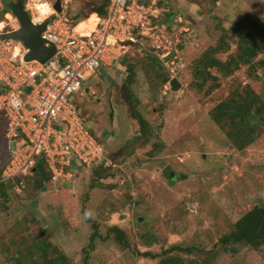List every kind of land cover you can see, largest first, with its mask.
<instances>
[{"label": "rangeland", "instance_id": "rangeland-1", "mask_svg": "<svg viewBox=\"0 0 264 264\" xmlns=\"http://www.w3.org/2000/svg\"><path fill=\"white\" fill-rule=\"evenodd\" d=\"M9 1L16 0L0 2V42L2 33L18 29L15 17L8 19L11 12L2 15ZM62 2V17L81 22L78 31L88 32L97 24L94 11L106 0ZM158 8L160 21L173 23L178 28L176 37L186 47L188 66L178 78L182 89L165 95L163 71L141 49L91 78L85 87L89 93L79 106L86 126L105 147L103 176L98 174L100 164L79 169L68 181L47 182L42 191L33 176H28L21 193L9 188L7 209L5 197L0 196V264H23L20 259L27 248L46 240L73 264H85L94 225L101 238L88 264H159L176 256L167 255L175 245L213 249L246 213L264 207V128L255 144L237 151L210 116L237 87L250 86L264 99V69L255 76L243 68L236 76L222 79L221 88L209 97L190 87L191 63L245 14L255 13L264 21V0H159ZM181 28L189 32L181 34ZM10 48L19 54L16 48L23 46L12 41ZM128 65L136 68L133 89L140 100L138 110L166 143L154 158L135 153L143 143L135 140L129 105L123 99ZM8 159L2 143L0 170ZM173 174L176 181L171 180ZM113 227L125 233V246L111 233ZM180 257L185 264L198 259ZM215 264H264V246L243 248Z\"/></svg>", "mask_w": 264, "mask_h": 264}, {"label": "built area", "instance_id": "built-area-1", "mask_svg": "<svg viewBox=\"0 0 264 264\" xmlns=\"http://www.w3.org/2000/svg\"><path fill=\"white\" fill-rule=\"evenodd\" d=\"M158 3L111 0L106 16L94 13L97 24L88 32L78 31L79 24L73 26L62 15L50 17V24L55 23L42 38L46 47H56L57 54L46 64L26 62L27 50L17 54L10 48L12 41L1 39L0 113L7 122L10 159L0 184H11L21 193L24 178L34 173L40 158L48 164L54 183L73 178L74 165L92 168L106 162L105 147L86 126L79 105L89 80L133 50H145L161 62L170 75L164 94L171 92V81L188 64L184 45L175 35L178 28L160 21ZM15 22L18 29L12 32L20 28L16 18Z\"/></svg>", "mask_w": 264, "mask_h": 264}, {"label": "trees", "instance_id": "trees-1", "mask_svg": "<svg viewBox=\"0 0 264 264\" xmlns=\"http://www.w3.org/2000/svg\"><path fill=\"white\" fill-rule=\"evenodd\" d=\"M110 1L106 0L105 4L96 9L94 13H98L103 17L106 16ZM9 13L10 10L6 4L2 15L5 16ZM80 23L74 22L71 24L74 26ZM183 48L186 49V47ZM143 52L151 59L153 66L163 71L162 77H160L161 87L165 88L170 81L169 73L154 55L147 51ZM128 55L121 59L124 60ZM246 67L249 74L255 76H258L262 68L264 69V21L257 14L251 12L240 18L232 28L224 29L218 43L208 47L191 63L192 83L190 87L197 93L209 97L215 90L221 88L222 79L234 77ZM127 70V85L122 90L124 92L123 99L129 105L130 118L136 131L135 140H141L143 143V147L137 148L135 153L143 154L147 158H154L166 149V143L159 131L154 129L138 110L140 100L133 89L137 77L136 68L134 65H128ZM210 116L214 123L226 131V136L232 146L237 151H244L256 143L260 135V129L264 128V99L250 86H246L241 90L237 87L232 90L226 99L220 101L212 109ZM6 124L4 114L0 113V146L4 143L5 148ZM98 140L100 141L99 138ZM9 159L0 170V180L2 171ZM104 164L102 163L100 173H98L100 176H103ZM81 168L84 167L74 165L70 170L77 173ZM30 176L34 177V182L41 191L45 189V183L50 181L54 183L51 170L44 158L38 160L34 173ZM29 177L24 178L25 186ZM6 186L8 190L0 193L1 197H5L3 199V208L5 209L9 204V198H7L9 188H14L11 184H6ZM99 186L102 188L104 185L100 184ZM111 233H114L116 240L125 246L126 236L123 231L113 227ZM100 238L99 228L94 225V233L85 251V264H88L90 252L95 251L97 241ZM263 246L264 207L257 206L238 220L230 232L220 238L213 249L204 251L194 247L175 245L167 251V255L176 254V256L167 257L161 260L159 264H185L180 254L193 256L194 258L198 257V259L190 260L189 264H215L220 258L226 255H236L243 248L251 247L260 250ZM26 252L27 254L22 257L23 259H20L23 264H73L66 254L47 240L31 245ZM141 254L147 258H157V255L152 253Z\"/></svg>", "mask_w": 264, "mask_h": 264}, {"label": "water", "instance_id": "water-1", "mask_svg": "<svg viewBox=\"0 0 264 264\" xmlns=\"http://www.w3.org/2000/svg\"><path fill=\"white\" fill-rule=\"evenodd\" d=\"M2 0H0L1 2ZM8 8L12 15L19 21L20 28L17 31L3 35L4 41H15L20 43L27 54L24 60L28 63L38 61L42 64L49 62L56 54L57 49L54 45L46 47L42 38L43 33L47 30L50 21L45 22L44 25L33 26L31 24L30 14L25 11V0L9 1ZM54 8L58 15L64 14V7L62 0H57ZM172 91L176 92L182 89L183 85L178 79L171 81ZM89 93V89L86 90ZM171 180L176 181L177 176L173 174ZM7 191L5 184H0V193Z\"/></svg>", "mask_w": 264, "mask_h": 264}, {"label": "clouds", "instance_id": "clouds-1", "mask_svg": "<svg viewBox=\"0 0 264 264\" xmlns=\"http://www.w3.org/2000/svg\"><path fill=\"white\" fill-rule=\"evenodd\" d=\"M52 0H25V11L30 14L31 24L33 26L44 25L49 21L50 17L56 16L57 12L54 8ZM55 21L48 25L47 32L52 28ZM2 27V25H0ZM50 67L55 68V63H50ZM86 217L90 213L85 214Z\"/></svg>", "mask_w": 264, "mask_h": 264}, {"label": "bare ground", "instance_id": "bare-ground-1", "mask_svg": "<svg viewBox=\"0 0 264 264\" xmlns=\"http://www.w3.org/2000/svg\"><path fill=\"white\" fill-rule=\"evenodd\" d=\"M9 20H11L12 19V17L10 16L9 18H8ZM17 52H22V49L21 48H17Z\"/></svg>", "mask_w": 264, "mask_h": 264}, {"label": "flooded vegetation", "instance_id": "flooded-vegetation-1", "mask_svg": "<svg viewBox=\"0 0 264 264\" xmlns=\"http://www.w3.org/2000/svg\"><path fill=\"white\" fill-rule=\"evenodd\" d=\"M7 190H8V187H7Z\"/></svg>", "mask_w": 264, "mask_h": 264}]
</instances>
